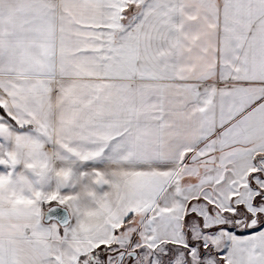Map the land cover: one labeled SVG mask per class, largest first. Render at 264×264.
Here are the masks:
<instances>
[{
	"label": "crops",
	"instance_id": "crops-1",
	"mask_svg": "<svg viewBox=\"0 0 264 264\" xmlns=\"http://www.w3.org/2000/svg\"><path fill=\"white\" fill-rule=\"evenodd\" d=\"M0 108V264L182 246L264 210V0H0ZM223 258L264 264V224Z\"/></svg>",
	"mask_w": 264,
	"mask_h": 264
},
{
	"label": "rangeland",
	"instance_id": "rangeland-1",
	"mask_svg": "<svg viewBox=\"0 0 264 264\" xmlns=\"http://www.w3.org/2000/svg\"><path fill=\"white\" fill-rule=\"evenodd\" d=\"M138 1L134 0V3ZM231 212L240 219L233 221L227 215L215 213L211 215L215 219L206 223L199 218H187L188 242L182 246L162 244L150 249L139 239V230L135 228L133 234L128 230L119 234L112 243L98 248L78 264H219V259L224 261L226 234L258 224L257 214L252 213L253 219H247L243 212ZM122 252H135L136 256H125L118 262V255Z\"/></svg>",
	"mask_w": 264,
	"mask_h": 264
},
{
	"label": "water",
	"instance_id": "water-1",
	"mask_svg": "<svg viewBox=\"0 0 264 264\" xmlns=\"http://www.w3.org/2000/svg\"><path fill=\"white\" fill-rule=\"evenodd\" d=\"M43 221L45 223L50 221H56V223L63 227L68 224L69 222V214L66 208L60 206V205H51L46 209V211L43 214ZM125 256H130L132 258H135L136 253L135 252H129V253H120L118 255V262L121 261V259Z\"/></svg>",
	"mask_w": 264,
	"mask_h": 264
},
{
	"label": "trees",
	"instance_id": "trees-1",
	"mask_svg": "<svg viewBox=\"0 0 264 264\" xmlns=\"http://www.w3.org/2000/svg\"><path fill=\"white\" fill-rule=\"evenodd\" d=\"M0 114L3 115V112L1 110V108H0ZM234 211L235 212H243L246 215V218L247 219H253V217H254L250 212H248L247 210H245V208L242 207V206H236V208H235ZM223 214L229 216L230 219L233 220V221L240 219V216L236 215L234 212H231V211L230 212H227L226 211ZM256 219H257V223H258L256 226H254L252 228H249V229H245L244 231H241V232H238L237 231L236 233L243 234V233H249V232H253V231L259 230L263 226V224H264V214L263 213H258L256 215ZM175 246H180V245H175ZM218 262H219V264H226L221 259H219Z\"/></svg>",
	"mask_w": 264,
	"mask_h": 264
}]
</instances>
